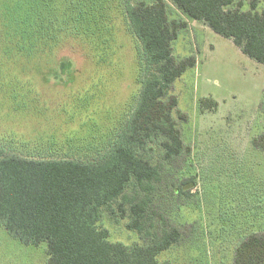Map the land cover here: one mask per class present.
Segmentation results:
<instances>
[{"label":"rangeland","instance_id":"rangeland-1","mask_svg":"<svg viewBox=\"0 0 264 264\" xmlns=\"http://www.w3.org/2000/svg\"><path fill=\"white\" fill-rule=\"evenodd\" d=\"M165 1L168 19L185 23L172 41L175 60L194 59L169 92L177 99L173 116L190 147L183 175L196 177L192 192L198 199L168 194L162 202L170 224L181 225V239L158 259L234 264L245 233L264 229V149L255 143L264 131V64ZM251 1L236 0L233 6L246 11ZM256 4L261 10L264 0ZM139 48L123 0H0L4 153L87 160L105 150L137 105ZM158 151H151L155 159ZM161 164L162 194L180 168ZM128 220L104 210L100 225L112 242L140 243ZM48 258L46 241L25 244L0 225V264H48Z\"/></svg>","mask_w":264,"mask_h":264},{"label":"trees","instance_id":"trees-1","mask_svg":"<svg viewBox=\"0 0 264 264\" xmlns=\"http://www.w3.org/2000/svg\"><path fill=\"white\" fill-rule=\"evenodd\" d=\"M169 1L264 64V7L256 10V0L246 11L233 6L236 0ZM123 4L128 28L139 42L142 86L116 139L87 160L22 157L4 153L0 145V225L25 244L46 241L48 264H165L158 254L180 241L181 225L170 224L162 202L168 194L198 199L192 192L196 177L183 175L190 147L173 116L177 99L169 92L186 65L194 63L193 57L177 62L173 54L172 41L185 23L168 19L165 0ZM255 143L264 149V131ZM154 147L157 159L151 155ZM162 162L171 168L178 163L180 170L161 194ZM104 210L128 216L127 227L138 233L140 243L110 241L100 225ZM234 264H264V229L245 233Z\"/></svg>","mask_w":264,"mask_h":264}]
</instances>
